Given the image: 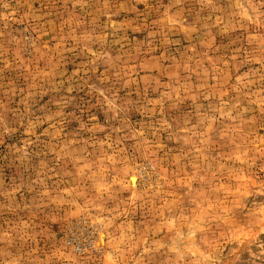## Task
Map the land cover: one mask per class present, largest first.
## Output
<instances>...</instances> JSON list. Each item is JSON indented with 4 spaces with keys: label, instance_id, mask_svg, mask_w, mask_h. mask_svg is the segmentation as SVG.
Segmentation results:
<instances>
[{
    "label": "rangeland",
    "instance_id": "374dc122",
    "mask_svg": "<svg viewBox=\"0 0 264 264\" xmlns=\"http://www.w3.org/2000/svg\"><path fill=\"white\" fill-rule=\"evenodd\" d=\"M0 264H264V0H0Z\"/></svg>",
    "mask_w": 264,
    "mask_h": 264
},
{
    "label": "bare ground",
    "instance_id": "6f19581e",
    "mask_svg": "<svg viewBox=\"0 0 264 264\" xmlns=\"http://www.w3.org/2000/svg\"><path fill=\"white\" fill-rule=\"evenodd\" d=\"M132 181H134V178H132Z\"/></svg>",
    "mask_w": 264,
    "mask_h": 264
}]
</instances>
